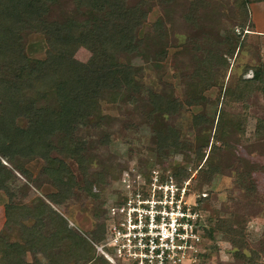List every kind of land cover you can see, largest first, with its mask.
Wrapping results in <instances>:
<instances>
[{
  "label": "rangeland",
  "instance_id": "rangeland-1",
  "mask_svg": "<svg viewBox=\"0 0 264 264\" xmlns=\"http://www.w3.org/2000/svg\"><path fill=\"white\" fill-rule=\"evenodd\" d=\"M192 1L118 0L112 9L100 6L92 10L75 0H57L42 12L35 33L26 36L23 32L27 55L41 59L48 48L45 35L50 23H86L89 28L83 35L87 37L92 35V26L103 25L108 13L115 15V25L129 24L130 10L136 14L129 26L135 28L133 46L144 38L165 52L162 60H154L146 49L145 56H139V51L117 52L113 56L116 67L103 65L106 62L99 65L91 50L75 52L74 59L84 65L83 77L90 85L70 94L85 109L67 121L79 126L75 139L82 149L78 157L66 154L60 128L53 130L49 140L51 163L58 167L64 163L74 184L75 194L65 203L54 205L48 200L57 191L45 174L48 163L41 158L12 155L7 162L2 160L13 173L7 182L13 197L0 191V239L16 243L21 251V227L34 221L21 218L14 223L16 210L8 216V207L35 208L34 212L44 213L39 222L35 221L43 238L40 252H27L24 264H50L47 256L70 252L71 240L55 235L51 212L62 217L67 229L82 238V243L90 244L109 202L119 193L120 174L138 169L147 174L156 168L170 171L173 177L181 169L190 174L181 185L188 183V202H199L212 231L213 237L204 240L203 253L193 264H243L223 234L226 223L243 231L246 255L255 253L258 264H264V98L250 82L252 68L264 69V0H246L248 17L243 31L234 0H202L206 7L199 10L200 18L185 23L184 15ZM230 51L233 55L227 56L222 69H215L213 79L202 73L206 55L221 57ZM196 69L199 72L195 73ZM124 77L129 78L130 85L124 83ZM147 90L178 103V111L173 115L154 113L145 97ZM45 93V98L27 106L28 113L17 120L19 127L25 128L40 112L59 111L60 90ZM194 116L207 117L213 126L194 128ZM169 130L177 133L180 153L159 156L156 138ZM197 147L205 151V158L201 169L195 170ZM78 158L84 162L80 164ZM83 168L86 174L81 173ZM89 182H95L92 195L85 190ZM88 250V261H79L77 251V257L67 264H109L94 249ZM104 251L113 257L111 248Z\"/></svg>",
  "mask_w": 264,
  "mask_h": 264
},
{
  "label": "trees",
  "instance_id": "trees-1",
  "mask_svg": "<svg viewBox=\"0 0 264 264\" xmlns=\"http://www.w3.org/2000/svg\"><path fill=\"white\" fill-rule=\"evenodd\" d=\"M56 1L0 0V191L8 194L9 198L13 197L7 188V182L13 177V173L1 163L2 160L7 162L8 157L12 155L35 159L41 158L48 163L45 167V174L50 177L51 184L57 191L56 194L49 196L48 200L54 205H61L75 194L74 184L70 179V173L65 169L64 163H62V167H58L56 163H51L53 159L49 152V140L53 130L60 128L63 131L62 150L72 157H78L82 149L81 142L75 139L76 130L79 126L67 121V118L85 108L82 103L73 100L70 94L85 85H90L89 80L83 77L84 65L74 59L75 52L80 48L91 50L95 58L94 61L99 65L106 62L103 65L109 64L115 67L113 56L117 52L133 51V53H137L139 51V56H145L146 49L154 60L164 59L165 52L159 48L157 43L148 42L144 38L140 39L138 46H133L135 28L129 26L132 20L135 21L136 14L129 10L128 14L131 20L129 24L127 23L123 27L115 25V15L108 13L103 25L92 26L90 28V34L92 35L87 37L83 35L84 30L89 28L86 23L79 25L73 20H68L63 24H58L56 21L52 22L46 29L45 41L48 48L44 53V57L41 59L31 58L26 53L23 34L26 33V36H28L35 33L36 24L42 21V12L47 5L54 4ZM75 1L96 10L100 6L112 9L116 6L118 0ZM205 7L206 3L204 1L193 0L189 5V11L187 10L184 15V22L192 23L195 18H200L199 10L203 11ZM234 8H236L241 20L240 31H243L246 26L244 23L248 17L246 0H234ZM235 36L238 35L235 34ZM236 44L234 45L236 46ZM156 48H158L157 52L154 51ZM232 55L233 51L227 52L226 55L221 57L209 53L202 62L204 69L202 73L213 79L216 76L215 69H222L226 65L227 56ZM252 70L254 76L250 82L259 88L264 98V69L258 67L252 68ZM196 71L199 72L196 69L195 73ZM198 72L197 74H200ZM198 77L201 81V74ZM123 81L128 85L131 84L129 78L124 77ZM208 87L207 85L202 88ZM54 88L60 90L59 111L40 112L33 121L27 123L25 128L19 127L17 120L28 113L27 106L45 98V92ZM225 92L227 93L228 90H225ZM145 97L156 114L173 115L178 111V103L160 94L147 90ZM262 124L264 125V122ZM192 125L196 129L211 128L213 121L207 117L194 116ZM177 139V133L174 130H169L164 136L157 137L156 153L163 157L180 153V145ZM204 152L200 147L195 149L194 153L197 155L196 161L198 162L195 170L201 169L205 158ZM78 162L82 164L84 161L78 158ZM83 172L86 174L84 168L81 170L82 174ZM177 172L178 174L176 173L177 175L174 178L181 186L183 181L189 179L190 174L186 170L182 171V169ZM93 184L95 182H89L87 184L89 186L85 185L88 194L92 195ZM197 209L200 210L199 202ZM13 210H16L13 214L15 220H12L14 223L20 221L21 218L26 221H31V219L34 221L31 226L23 224V227H21V251H19L20 248L16 243H8L7 239H0V255L2 256L0 261L2 264H24L23 257L27 252L37 254L41 249L40 241L43 238L38 231V223H35V221L39 222L44 213L34 212L35 208L8 207L6 210L8 216ZM51 216L54 217L51 223L54 225L55 235H63L65 239L69 238L72 245L69 253L47 256L50 264L70 263L71 260H74L72 258L77 257V251L80 254V257L77 258L79 261H88V257H90L88 249L93 250L92 246L89 243H82V238L67 229L66 221L58 214L51 212ZM106 230L107 224L103 218L102 224L97 226L94 231L92 242L100 243L107 234ZM223 234L225 237L227 236L226 239L231 245V251L236 259L238 258V261L243 264H258L259 257L257 254L246 255L241 241L243 231L236 230L231 224L226 223V231ZM201 236L204 240L207 237H213L208 226L202 229ZM41 253L44 254V251H41Z\"/></svg>",
  "mask_w": 264,
  "mask_h": 264
},
{
  "label": "built area",
  "instance_id": "built-area-1",
  "mask_svg": "<svg viewBox=\"0 0 264 264\" xmlns=\"http://www.w3.org/2000/svg\"><path fill=\"white\" fill-rule=\"evenodd\" d=\"M187 187L167 170L124 171L104 213L107 234L100 243L90 242L97 255L109 264L195 263L207 223L197 202H188Z\"/></svg>",
  "mask_w": 264,
  "mask_h": 264
}]
</instances>
